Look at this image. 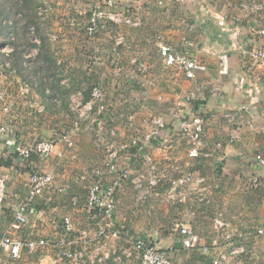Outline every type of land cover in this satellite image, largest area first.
Masks as SVG:
<instances>
[{"label":"crops","instance_id":"1","mask_svg":"<svg viewBox=\"0 0 264 264\" xmlns=\"http://www.w3.org/2000/svg\"><path fill=\"white\" fill-rule=\"evenodd\" d=\"M44 1L49 6L47 18L51 17L53 28L47 36L41 37L42 58L36 67L41 71V78L47 77L52 85V93L44 92L46 99L40 93L43 100L51 98L53 101L54 97H63L68 92L70 107L71 97L78 94L88 101L92 86L99 83L105 87L106 101L114 108L109 114L95 115L85 129L75 134L76 152L83 157L84 163L81 165L77 161L73 171L63 169L62 178L55 175L53 166L45 163L56 158L65 165L70 162L68 153L46 160L32 158L23 165L25 170L53 174L57 187L65 191H52L41 198L35 213L31 214L30 226L19 233L23 237L32 235L33 238L48 239L49 250L42 249V253L37 252L40 255L37 261L29 262L28 256L37 253L25 250L20 258L13 259L0 249V264L18 261L24 264H70L68 261L54 262L64 242L71 243L69 248L72 250H85L87 264H93L91 259L101 257L100 252L94 251L97 242L93 241L100 222L92 219L86 203L78 195V184L93 182V169L103 165V153L95 143L99 125L105 123L102 133L107 137L111 128L116 129V140L127 144L149 131L150 127L143 123L154 115L163 117L167 126L166 139L173 149L165 152L158 140L143 152L137 147L130 149L127 162L133 177L147 173L144 163L147 155L157 167L160 182L152 186L146 181L139 188L131 179L119 193L116 227L123 235L120 240L106 242L110 258L140 264L136 256L126 258L124 251L133 247L136 238L145 236L158 248L168 251L173 264H211L221 254L227 256L228 264L243 261H246L243 264H264V236L257 234L258 229L264 227V167L256 158L259 154L264 155V66L250 62L244 55L254 44L264 43V36L257 33L264 29V0H208L206 10L202 9L200 0H136L131 13L140 25H116L102 34L95 46L88 39L87 46H80L76 18L81 11L76 8L78 0ZM44 1L39 2L38 7H44ZM93 2L95 0H87V10ZM9 32L0 34V97H4V102L10 106L11 114L3 112L0 101V125L6 123L8 117L19 120L17 122L23 126L20 132L29 135L30 129L24 127L32 115L27 109L31 106L25 92L28 84L38 85L39 82L35 80L37 76L28 73L23 65L31 59L26 55L27 46L13 42L17 40L14 32L11 41ZM49 33L57 35L59 40H51ZM120 36L124 37V43L117 45ZM6 44L12 49L10 53H20V57L15 55L12 65L1 56ZM163 45L178 55L187 51L189 57L203 63L206 70L199 72L195 79H188L183 66L165 63L160 52ZM96 50H102L101 54L109 59L105 69L101 70V77L89 61V55ZM117 52L119 64L113 67L110 63ZM8 58L12 60L10 56ZM141 65L145 70H141ZM111 70L117 77H113ZM121 79L132 86L131 97L123 95L117 84ZM191 93L196 99L186 103L185 99ZM179 103L182 104L180 108L177 107ZM69 111L68 118L72 120L63 122H71L69 126L72 127L75 115L71 108ZM176 111L183 119L193 115L206 118L200 158L188 156L190 142L180 131V119L174 116ZM36 112L43 118L48 116L45 105ZM227 114H231L233 120H229ZM130 115L135 116L136 129L128 127ZM70 127L67 130L72 131ZM56 131L52 129L48 139ZM232 135H236L238 141L232 142ZM26 137V142L33 141ZM36 139L48 140L42 135ZM2 147L3 143H0V150ZM13 165L20 164L13 162ZM185 173H192L204 182L196 192H186L181 201L178 196L176 200L163 199L169 181ZM83 176L86 181L81 183ZM26 196L24 181L13 179L6 204L0 205V238L10 230L13 208ZM64 216H69L75 223V231L69 235L63 231ZM217 219L226 224V229H216ZM179 225L191 226L201 235L211 248L210 254L184 249L176 231ZM83 232H87V237Z\"/></svg>","mask_w":264,"mask_h":264},{"label":"built area","instance_id":"2","mask_svg":"<svg viewBox=\"0 0 264 264\" xmlns=\"http://www.w3.org/2000/svg\"><path fill=\"white\" fill-rule=\"evenodd\" d=\"M136 0H97L94 9L89 14L85 33L91 41H97L98 38L109 31V27L131 26L138 27L139 21L135 19L131 13V6ZM202 9L206 10L208 0H200ZM47 7V4H44ZM44 9V8H43ZM43 11V10H42ZM49 12V8L45 9V13ZM258 35L264 36V29L258 30ZM9 38L13 39L10 32ZM117 45L124 43V37L120 36ZM192 46V44H189ZM3 51L10 53L12 51L9 44L4 45ZM161 55L168 66H175L179 64L186 70L188 79H195L199 72L206 70V66L193 60L189 57L187 51L178 55L171 51L168 46H160ZM119 53L114 55L111 65L116 67L119 64ZM246 59L254 64H261L264 66V43L254 44L250 49L244 52ZM90 66L97 68L109 63V59L101 54L100 50H96L89 56ZM141 70H145V66L141 65ZM195 94L191 93L186 97V103L195 100ZM2 101V110L5 114H11V108L4 102V97H0ZM182 106L181 103L177 105L178 108ZM71 111L75 118L72 123V131L67 129H60L56 131L51 139H35L32 142L17 140V134L10 129L6 123L0 125V143L3 147L0 150V205H5L7 201V193L10 183L13 179L18 178L24 181L27 188L26 198L13 208V221L10 230L0 238V249L7 252L13 259L21 257L23 252L27 250L29 253H37L46 250L50 247L48 239L38 236L33 238L32 235L23 237L19 233L27 230L31 222V214L35 213V206L38 201L47 193L58 191L63 193L64 188H58L56 179L53 174L41 171L25 170L24 166L32 158L38 157L41 159H49L53 155H62L59 149L63 148L70 151V158L78 159L76 154V140L75 134L82 130L88 122L95 115H105L113 111L114 106L106 101L105 92L101 84L93 85L88 101L85 97H71L70 101ZM176 119H180V131L188 138L190 148L188 156L192 159L201 157L203 150V136L205 133L206 118L202 115H193L188 119H183L179 111L174 112ZM229 120H233L231 114H227ZM183 119V120H182ZM150 127L149 131L142 135V137H135L130 143L123 144L116 140V129H110L109 137L104 132L105 123L99 125V133L96 137V147L103 153V165L95 167L92 171L95 180L87 184V202L86 209L92 214V219L99 220V229L94 234L93 241L97 242L95 252H100L101 257L93 258L91 263H105L110 259L111 253L106 248V242L110 239L115 241L120 240L123 231L116 227L117 224V206L119 193L124 189L129 180H133L134 184L139 188L143 183L148 181L152 186L159 184L160 179L156 175L157 167L149 156L144 157L145 167L147 173H138L133 177V170L127 162L130 159L129 151L132 147H137L140 151L148 148L154 140L162 143L165 152L173 149V145L166 139L167 126L163 117L154 115L143 123ZM128 127L136 129L135 116L128 117ZM85 129V127H84ZM87 129V128H86ZM231 141H238L236 135H232ZM166 158L170 159L167 155ZM257 161L264 167V155H257ZM4 160H12V162L20 164L8 167L3 166ZM22 164V165H21ZM86 180L83 176L81 183ZM204 182L201 178H195L192 173L182 174L180 177L173 178L169 181L163 199L181 201L186 192L194 193L198 187ZM258 184V180L255 181ZM88 183V181H87ZM77 203L76 198L73 199ZM64 233L66 235L75 231V223L69 216L63 217ZM216 229L223 231L226 229V224L217 219L215 221ZM176 231L182 238V245L186 250H197L204 254H210L211 248L204 242V238L196 233L191 226L179 225ZM257 234L264 236V227L258 229ZM84 237H87V232H83ZM71 243L64 242L60 252L55 256V263H63L68 261L70 264H87L85 250H72L69 248ZM88 251V249H87ZM124 255L128 259L137 257L140 264H173L168 251L160 249L155 245L153 240L140 236L133 242V247L124 251ZM212 264H228L226 255L221 254L212 260Z\"/></svg>","mask_w":264,"mask_h":264},{"label":"rangeland","instance_id":"3","mask_svg":"<svg viewBox=\"0 0 264 264\" xmlns=\"http://www.w3.org/2000/svg\"><path fill=\"white\" fill-rule=\"evenodd\" d=\"M26 1V6H25V11L24 12H20V7L23 5L22 2ZM44 0H0V13L1 11H4L5 14H0V34L1 32H11L12 33V37H13V32L16 35L17 40L13 41V39L11 41L16 42L18 41V45H22L23 40H26V37L28 41L27 44V53L26 55L28 56V62H23L24 67L26 68L28 73H31L32 71L35 72V67L38 66V64L40 63V58H42V55L40 54V48H41V44L40 41L42 40L41 37L44 38V36H47L48 32H52V28H53V23H52V19L49 16V18H47L49 12L45 13V9L49 8V6L47 5V7H38L39 6V2H43ZM49 1V3L52 0H47ZM56 1V0H55ZM69 1V0H67ZM96 1L93 2L91 4V7H89L87 10V0H78V4L76 6V8H78V10H81L78 12V17L77 18V27L80 29L78 30V32L80 33V46L82 45H86L87 46V35L85 33V27L87 25V13L88 15L92 13L94 6L96 4ZM21 4V5H20ZM45 4V1H44ZM17 5H20L19 7ZM16 6V7H14ZM12 10H9V9ZM44 8V9H43ZM43 10V11H42ZM112 28V27H109ZM28 30V31H26ZM9 32V33H10ZM28 32V33H26ZM22 35V38H19L17 35ZM24 34L26 35V37L24 36ZM49 37L51 40L55 41V40H59L57 38V35L55 34H51L49 33ZM23 39V40H22ZM99 39V38H98ZM88 41L92 44H94L97 41H91L90 39H88ZM3 48V47H2ZM102 51V50H101ZM94 53V52H93ZM92 53V54H93ZM90 54V55H92ZM89 55V56H90ZM2 59H8L7 61L10 62V64L12 65L14 62L13 60H15V55L14 53H6L4 52L3 54H1ZM11 57V61L8 57ZM84 59L87 63V52L86 54H84ZM105 65L104 66H99L97 68H95L94 70L96 72H98V76L101 77V70L105 69ZM110 73H112L113 77H117L114 76L112 70L110 71ZM35 74V73H34ZM35 80L36 81H40V79H43L44 83L47 84H43V85H32V84H28L27 86V92H25V94H28L26 96L29 97V105L31 107H27L28 112L32 115L31 121H29V123L27 124L26 127H24L25 129L29 128V135H26L24 133L20 132V129L23 126L21 122H17L19 120H14V119H10V117H8L7 119V126L14 130L13 127L18 128L17 131L20 132V135H26L25 137L28 140H34L37 137H40L41 135L43 136V138L48 139L50 137V135L52 134L51 131L52 129H56V130H60V129H67L69 128L71 125L70 124H65L63 121L65 120H69V116L71 113L69 111L70 107H69V101L67 99V97L69 98V93L66 92L65 94H63V97H54L53 101H50L51 98H47L48 101H44L43 100V96L45 97V91H49V93H52V88H51V84L48 83V79L46 77V79L44 80V78H41V74L36 73ZM118 86H120V88L123 90V95L125 96H129L131 97V85L125 83V80L121 79V81L119 80V83H117ZM87 88V85H85ZM103 88H105L103 86ZM43 96H41L42 94ZM80 95L76 94L73 97H79ZM84 97V96H83ZM46 99V97H45ZM28 101V99H27ZM41 105H45V109H46V117H41L39 116L40 114H37V110L39 107H41ZM58 114L60 115L58 118H53L51 117L53 116H58ZM63 114V115H62ZM22 120V119H21ZM72 120V119H70ZM69 120V121H70ZM9 121V122H8ZM23 122H25V120H23ZM24 125V124H23ZM86 125H87V121H86ZM68 126V127H67ZM85 125L82 127V130L84 129ZM50 128V130H49ZM72 128V127H70ZM16 132V130H14ZM83 133V132H82ZM41 134V135H40ZM84 134V133H83ZM81 134V135H83ZM28 142V141H27ZM77 148V147H76ZM59 153H61L63 156H65V153L69 154L70 157V151L60 148L59 149ZM78 159L73 160L72 158H70V162H65V165H63V163L58 162V160L56 158H50L49 161H47V163H45V165H50L53 166L52 168L55 170V175H61L59 176V178H62V171L63 169H68L70 171H73L74 165H77L78 162L82 165V163H84V159L82 156H79L78 153L76 152ZM80 154V153H79ZM59 155V154H58ZM53 157V156H52ZM69 159V158H67ZM80 160V161H79ZM73 161V162H72ZM78 161V162H77ZM75 162V163H74ZM68 172V171H66ZM49 250V248H47V251ZM45 252V251H44ZM40 253H42L40 251ZM37 256V257H36ZM39 253L37 254H33V255H29L28 256V261L29 262H35L38 259ZM111 259V258H110ZM26 260V261H27ZM115 264H132L129 263L128 261H126V259H121V260H117V261H113ZM246 261H243V263H245ZM173 263V261H172ZM241 263V264H243ZM12 264H24L22 261H18V262H12ZM49 264V263H48ZM86 264V263H83ZM106 264V262H105ZM248 264V263H246ZM252 264V263H251ZM263 264V263H262Z\"/></svg>","mask_w":264,"mask_h":264},{"label":"trees","instance_id":"4","mask_svg":"<svg viewBox=\"0 0 264 264\" xmlns=\"http://www.w3.org/2000/svg\"><path fill=\"white\" fill-rule=\"evenodd\" d=\"M26 1L25 2H22V6L20 7V12H24L25 11V6H26ZM21 5V4H20ZM20 5H17L18 7L20 6ZM14 7H16V6H14ZM9 10H12L11 8L9 9ZM5 14L4 13V11H1V13L0 14ZM26 31H28V30H26ZM26 33H28V32H26ZM24 36L26 37V35L24 34ZM20 38H22V37H20ZM23 40V39H22ZM27 40H29V39H27V37H26V40H23V42L24 43H22V47H26L27 46V44H28V41ZM16 56H19L20 57V53H17V54H15ZM35 73V74H34ZM36 73H38V74H41V71L39 70V69H36V67H35V72H31V74H34V75H36ZM39 82V85H43V84H46V83H44L43 82V79H40V81H38ZM93 87V86H92ZM91 91V90H90ZM13 129L14 130H16V134H17V140L19 139H22V141H25V137L23 136V135H20V132L19 131H17V129L18 128H16V127H13ZM34 158H36V157H34ZM38 158V157H37ZM3 166H5V167H10V166H13V162H12V160H4L3 161ZM86 181V180H85ZM84 181V182H85ZM80 184V183H79ZM78 184V187L80 188L79 190H80V192L78 193V195L81 197V200H84L83 202H87V181H86V183L85 184H83V185H79ZM60 193V192H59ZM85 198V199H84ZM80 199V198H79ZM83 202L81 203V204H83ZM182 244V243H181ZM193 251H196V250H193ZM90 264V263H89ZM95 264H101V263H95ZM102 264H105V263H102ZM106 264H115L114 262H113V260L112 259H109V260H107L106 261ZM211 264H212V262H211Z\"/></svg>","mask_w":264,"mask_h":264}]
</instances>
